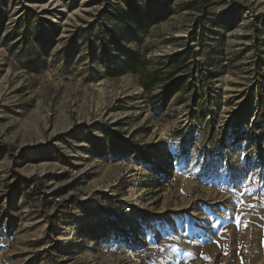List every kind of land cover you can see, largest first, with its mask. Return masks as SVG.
<instances>
[{"label": "rangeland", "instance_id": "1", "mask_svg": "<svg viewBox=\"0 0 264 264\" xmlns=\"http://www.w3.org/2000/svg\"><path fill=\"white\" fill-rule=\"evenodd\" d=\"M56 1L0 0V264H264V0Z\"/></svg>", "mask_w": 264, "mask_h": 264}, {"label": "trees", "instance_id": "2", "mask_svg": "<svg viewBox=\"0 0 264 264\" xmlns=\"http://www.w3.org/2000/svg\"><path fill=\"white\" fill-rule=\"evenodd\" d=\"M188 55H189V50L182 51L179 54L174 55L172 57L173 59H171L170 64H173L180 59H186L188 57ZM145 63H146L145 59H143V58L140 59L138 56H131V57H129V60H128L127 64L125 65L124 71L140 75L141 78H143L142 83H143L144 89L147 90V92H149L151 90V88L154 87V85L156 83L155 81H157V78L155 77L157 72H156V74L152 73V74H149L147 76V74H145V71H144ZM164 94L166 96H168L170 94V90L167 87H165V89H164ZM52 231H54L53 225L50 228V232H52Z\"/></svg>", "mask_w": 264, "mask_h": 264}, {"label": "bare ground", "instance_id": "3", "mask_svg": "<svg viewBox=\"0 0 264 264\" xmlns=\"http://www.w3.org/2000/svg\"><path fill=\"white\" fill-rule=\"evenodd\" d=\"M55 2H57L56 0H54ZM54 2V3H55ZM133 196H134V194H131L130 195V199H133ZM73 225H68V227L66 228L67 229V234H66V236L63 238L65 241H67V240H70L71 238H72V236H73V234H74V227H72Z\"/></svg>", "mask_w": 264, "mask_h": 264}]
</instances>
